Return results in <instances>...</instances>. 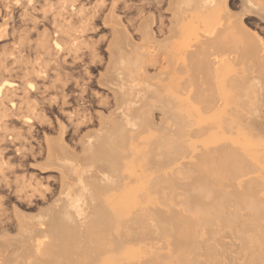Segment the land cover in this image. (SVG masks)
Instances as JSON below:
<instances>
[{"label":"bare ground","instance_id":"bare-ground-1","mask_svg":"<svg viewBox=\"0 0 264 264\" xmlns=\"http://www.w3.org/2000/svg\"><path fill=\"white\" fill-rule=\"evenodd\" d=\"M0 43V183L51 115L78 137L45 145L78 189L0 220V264H264V0H0Z\"/></svg>","mask_w":264,"mask_h":264},{"label":"rangeland","instance_id":"rangeland-1","mask_svg":"<svg viewBox=\"0 0 264 264\" xmlns=\"http://www.w3.org/2000/svg\"><path fill=\"white\" fill-rule=\"evenodd\" d=\"M136 3L138 2L136 1ZM256 19H257L256 16L254 17L253 15L250 16L247 20L251 22V24L259 23L258 24L259 26H263L262 25L263 23L259 22ZM96 24L98 25V27H96L95 30L89 32V35L93 38V40L96 39L101 40L104 36L108 34L106 31L107 29L102 27L100 21H97ZM20 31H21V27L17 29L16 33H20ZM15 42H18V39ZM1 43L2 45H4L6 42L1 41ZM6 44H9L10 46L12 42ZM9 48H11V46ZM98 69H100V66L98 65L91 66L89 68V71L92 73V75H94L96 74ZM78 72H81L80 68L73 71L74 76ZM95 82H96L95 79L90 81L88 88V92L90 94L87 93L90 96H92L97 90L98 91L96 93L101 91L98 87H96ZM64 108L66 110H71L69 106L67 107L64 106ZM52 110L53 112H56L55 107H53ZM50 117H51V121L53 122L51 123V128L47 127L46 125L47 123L45 122L46 124L43 123L44 125L42 124L41 126V128L43 129L45 128L44 132H42L43 134L40 132V127H38L37 128L38 132L36 133L33 132V135L31 137L29 136L28 140L25 139L27 140L25 142V146H26L25 148H28V150L26 151L27 154L29 153L28 155L26 154L27 156H23L17 159V156L13 154L14 152H9L13 161L11 164H9L8 168L6 169V174L8 175V176L6 175V182L0 183L1 184L0 185V203H1L0 220L3 224H5V226L7 225L6 228L13 227L10 228L11 230L12 229L13 230L9 234V239L16 237L18 235V230L14 223L15 220L17 221V218H15L16 215H21V240H22L24 237V231L27 232V228L25 227V225L29 226L28 223L30 224L38 223V221L40 223V221L46 222L47 220H49V217H52L57 212L59 206L61 205L60 203L63 202L65 196L63 192L66 193L69 190L67 193L70 194L73 190H75L76 183L74 184V181L72 180L69 174V170H68V174L66 170V174H67V178H65L66 188L64 186L65 183L62 185V180L60 178V173H59L60 170L56 169L54 166L50 164L47 158L45 145L50 142L56 141L58 138H63L64 139V140L62 139L63 142H65V144L67 143V146L71 144L72 147L73 143H75L74 141L78 140V137L76 140L75 139L76 136L71 134L68 131V128H66L67 130H64L65 132L64 135L63 134L60 135L59 130L57 129L58 132L56 131V128L58 126H56L57 124L54 121L53 115H51ZM14 128H17V126L15 125ZM71 135L75 137L73 138L71 137ZM67 139L70 141H68ZM28 141L29 143L30 142L31 143L29 144ZM27 143L30 146L32 145V147L30 148L31 151L29 150L30 146L28 147ZM94 158L90 159V163L86 169L87 174L85 180L79 184V186L81 187L82 183L86 181L89 183L88 185L90 186L83 185L85 186V188H83L85 192H91L92 189L90 187H98L101 183L107 180L106 176L108 174V170L105 169L106 167L104 168V166H102L101 168L100 166H98L95 169L91 166L93 162L98 161L97 159ZM95 173H98V175H95ZM71 184H72L71 187L72 191L70 190ZM73 185H75V187ZM76 189L78 188L76 187ZM67 193L66 195H68ZM85 211H83L84 216L85 213L86 214L90 213V211L87 209H85ZM12 224H14L16 228H14V225Z\"/></svg>","mask_w":264,"mask_h":264}]
</instances>
